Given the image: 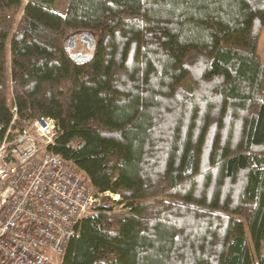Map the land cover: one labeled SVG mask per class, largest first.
<instances>
[{"label": "trees", "instance_id": "1", "mask_svg": "<svg viewBox=\"0 0 264 264\" xmlns=\"http://www.w3.org/2000/svg\"><path fill=\"white\" fill-rule=\"evenodd\" d=\"M56 3L0 0V144L53 117L54 152L119 195L63 264H264V0Z\"/></svg>", "mask_w": 264, "mask_h": 264}, {"label": "built area", "instance_id": "2", "mask_svg": "<svg viewBox=\"0 0 264 264\" xmlns=\"http://www.w3.org/2000/svg\"><path fill=\"white\" fill-rule=\"evenodd\" d=\"M11 111L16 117L15 101ZM58 133L56 120L41 116L0 144V264H63L79 222L105 195L119 198L54 152Z\"/></svg>", "mask_w": 264, "mask_h": 264}, {"label": "rangeland", "instance_id": "3", "mask_svg": "<svg viewBox=\"0 0 264 264\" xmlns=\"http://www.w3.org/2000/svg\"><path fill=\"white\" fill-rule=\"evenodd\" d=\"M69 0H57L56 8L63 14L66 13ZM84 35V34H83ZM83 35H76V47L72 49L73 53H86L88 55L92 54V49L88 47V43L82 40ZM259 52L261 55V61L264 63V29L261 33L260 43H259ZM111 197L109 194L105 195ZM112 198V197H111Z\"/></svg>", "mask_w": 264, "mask_h": 264}, {"label": "water", "instance_id": "4", "mask_svg": "<svg viewBox=\"0 0 264 264\" xmlns=\"http://www.w3.org/2000/svg\"><path fill=\"white\" fill-rule=\"evenodd\" d=\"M76 35L77 33H73L66 41H65V45L66 48L69 52V55L71 56V58L73 59H78V60H82L85 58H88V54L86 53H73L71 52L72 49H74L76 47ZM94 39H95V35L94 34H89V33H85L83 35L82 40L88 43V47L92 48L94 45Z\"/></svg>", "mask_w": 264, "mask_h": 264}, {"label": "bare ground", "instance_id": "5", "mask_svg": "<svg viewBox=\"0 0 264 264\" xmlns=\"http://www.w3.org/2000/svg\"><path fill=\"white\" fill-rule=\"evenodd\" d=\"M118 197V196H117Z\"/></svg>", "mask_w": 264, "mask_h": 264}, {"label": "flooded vegetation", "instance_id": "6", "mask_svg": "<svg viewBox=\"0 0 264 264\" xmlns=\"http://www.w3.org/2000/svg\"><path fill=\"white\" fill-rule=\"evenodd\" d=\"M87 43V42H86Z\"/></svg>", "mask_w": 264, "mask_h": 264}]
</instances>
